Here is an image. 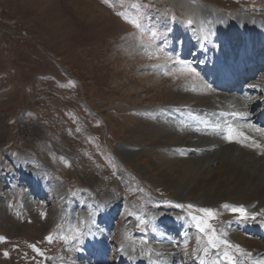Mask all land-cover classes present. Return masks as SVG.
<instances>
[{"label": "rangeland", "instance_id": "obj_1", "mask_svg": "<svg viewBox=\"0 0 264 264\" xmlns=\"http://www.w3.org/2000/svg\"><path fill=\"white\" fill-rule=\"evenodd\" d=\"M178 1L0 0V264H135L133 258L138 264L147 259L200 264L207 236L198 231L197 221L210 225L217 240L236 246L238 239L229 232L234 230L262 243L248 230H236L255 218L241 220L237 213L219 226L216 209L194 202L188 188L178 196L161 185L175 159L168 141L206 135L191 117L180 121L178 130L169 129L177 117L163 106L175 101L177 91L190 89L188 95L199 96L186 104L207 102L225 89L192 90L203 81L205 67L201 78L192 66L202 68L192 58L193 27L183 25ZM195 4L218 9L228 21L243 15L253 22L244 23L253 32L251 51L239 46L237 35L231 44L240 49L233 48L226 65L231 71L234 58L240 69V53L256 60L253 74H263L264 0H190ZM133 19L139 28L126 22ZM224 38L214 39L221 51L230 43ZM166 45L171 49L161 48ZM173 64L181 67H169ZM245 80L234 87L247 88ZM161 127L170 133L157 131ZM189 157L182 155L185 161ZM189 164L194 167L195 160ZM187 174L194 180L191 170ZM200 209H210L214 218ZM178 214L189 223L184 238L181 223L171 220ZM163 215L169 217L162 220ZM77 227L83 232L79 242L65 244L59 238ZM50 234L52 243L46 240ZM244 244L239 252L227 249L239 264L249 259ZM224 250L222 243L210 248L209 264ZM253 258V263L260 260Z\"/></svg>", "mask_w": 264, "mask_h": 264}, {"label": "bare ground", "instance_id": "obj_2", "mask_svg": "<svg viewBox=\"0 0 264 264\" xmlns=\"http://www.w3.org/2000/svg\"><path fill=\"white\" fill-rule=\"evenodd\" d=\"M189 2L190 0H179L176 5L180 8H184V15L181 14V16L185 18L183 25L189 24V21H191L190 24L193 27L192 38L195 43L194 54L197 55L194 58H196L195 60L198 63L197 66H201L202 68L197 69L193 62L192 66L201 78L202 69L205 67L203 81L201 82L200 79V85L198 84L199 86H196L192 90L197 91L198 93L212 94L215 92L214 90H221L223 87H225V89L223 93H215V96L207 102L199 100L197 102L192 101L194 103L189 102L186 104L184 102L190 101L192 98L197 99L196 97L199 96L191 95L190 93V95H188L190 89L186 92L187 94H183V92L179 94L177 91V94L174 96L175 101L163 106L162 111L173 112V118L177 117L170 122L168 126L169 129H177L181 126L180 121L183 122L184 119L187 120V118L191 117L195 124L201 123L205 130L204 134L206 135L198 137L193 134V136L190 135L192 139L191 137H184L185 135H175L176 137L173 138L175 139L173 142L168 141V145L173 143V145L170 146L174 148L172 151L175 159L169 167L167 166L166 169L168 171L163 173L161 179L163 184L161 185H164V187L166 186V188H174L178 192V196H183L184 194L182 191L188 188L187 195L191 194L194 202L205 206H213L216 209L219 214L217 215L219 226L226 224L229 219H233L237 216V213L232 211L233 208L243 207L246 209L248 216L254 217V220L257 221L243 226L236 225V227L238 226V229L236 230L238 232H246V230H248L249 233L251 232L261 239L262 243L258 242V240L256 241L247 237H240L234 232V230H230L229 232L230 234L234 233V236L238 239L236 246H241L245 243L244 245L249 247L248 253H250L251 256L249 257L246 255V257L249 258L246 260L245 258H242L243 262L241 264H254L252 262L254 260L253 255L255 258L264 260V86L262 85L263 83L261 84L264 72L261 74L262 76L259 74L260 76L253 79L252 72L255 69L256 60L248 59L249 56L244 57V55H240V53L239 58L241 57V60L243 58L240 69L236 68L237 64L235 63L236 61H234V58L229 62L233 65L231 71L226 65V61L228 59L230 60L231 56L233 57V55H230L233 48H238L237 46L233 47L231 44V40L234 37L237 38V35L241 42H239L240 45H238L241 46L242 44L243 48H249L251 51L252 39L250 41V38H252L253 32L251 31L250 26L247 25L246 27L244 23L252 24L253 22L249 21V19L243 15H234V21H228L222 16L221 11L212 6H206L203 4L190 6ZM170 4L172 5V3ZM174 14H176V12ZM183 25H181L182 30L180 32L182 35ZM228 35L229 37H227ZM219 36L225 37L224 39L229 38L230 40V43L228 45L226 44L225 49L222 51L217 47L219 44H216L214 41V39ZM262 42H264V40ZM258 44L261 43L258 42ZM207 45L209 46L210 52L206 51ZM161 48L164 50L171 49L167 45L163 47L161 46ZM198 48L201 49L200 55V52L196 54ZM143 49L145 48L143 47ZM147 49L150 50L151 48ZM238 51L239 50H237V53ZM260 53L262 52L260 51ZM203 55H205V57ZM262 56L264 57V55ZM202 59H204L203 63ZM261 62L257 64L260 65ZM205 64L207 65L205 66ZM174 65H176L174 68L179 66L173 64L169 67H173ZM162 67L168 68L167 65ZM160 68L161 67L157 69L150 68L148 73L155 72ZM231 74H235L236 77L233 78ZM148 76H150V74H148ZM244 78H249L251 80H249L250 84L247 88H240L239 91L237 90L239 87L235 88L234 85L238 86L240 80ZM249 81H247V83ZM233 87L235 89H232ZM228 89L231 90H229V95H226ZM256 106L258 107L256 108L257 110L252 112ZM239 120L246 121L245 123H241ZM160 124H163V121L162 123L160 122ZM192 127L193 126H191V129L189 128L191 132L194 131ZM194 127L196 128V126ZM163 128L157 129V131H161L162 134L170 133L169 131H166L168 130L167 128ZM230 128L233 130V139L231 141L225 138L229 134ZM241 133L243 135H240ZM245 137H247V139H244ZM168 139L170 138L168 137ZM256 144L260 145V147L252 146ZM157 147L160 146L157 145ZM195 151L200 154L199 157L195 156ZM183 154L190 157L185 161L182 159ZM177 156L179 158H177ZM192 160H195L194 167L189 164ZM189 170L194 174V180L192 181L187 178V172ZM187 199L190 200L189 198ZM225 205H227V207H225ZM168 217V215H163L162 220L167 219ZM179 219L183 221H179ZM171 220L181 223V226L183 227L181 234L184 238V233L187 231L189 223L179 214L175 215ZM192 223L194 225V222ZM241 249L243 248L241 247ZM132 261L135 264H138V260L135 258H133ZM141 261H143L142 264H150L152 262H149L148 259Z\"/></svg>", "mask_w": 264, "mask_h": 264}, {"label": "snow or ice", "instance_id": "obj_3", "mask_svg": "<svg viewBox=\"0 0 264 264\" xmlns=\"http://www.w3.org/2000/svg\"><path fill=\"white\" fill-rule=\"evenodd\" d=\"M126 22L132 23L133 26L137 28L140 27L139 22L135 19L129 20ZM189 23H191V21H189ZM240 135H243V134L241 133ZM225 138L230 141L233 139V130L231 128L229 129V134ZM244 139H247V137H245ZM252 146L260 147V145L258 144L252 145ZM175 206L183 207L182 205H175ZM188 207H191V206L189 205ZM225 207H227V205H225ZM200 211L203 212L208 218L210 219L214 218V214L210 209H200ZM232 211L234 213H239L241 220H247L248 214L246 212V209H244L243 207L233 208ZM41 215H43V213ZM193 219L195 220L196 218L193 217ZM140 222L143 223V221H140ZM196 228L198 229L199 232L204 233L207 236V246L203 248L202 254L199 256L200 264H209V261L206 258H208L210 255V248H218L221 243L224 245L225 250L220 254L214 255L212 257L211 264H239V262L236 261V259L234 258L233 254L227 250V249H231L235 247V250L239 252L240 249L238 246H234L230 244L228 241L217 240L215 230L211 229L210 225H208L205 221H197ZM82 236H83L82 231L80 230V228L77 227V228H73L68 235H61L59 238L64 240L65 244H67L69 241L79 242ZM46 240L49 243H52L54 240V236L50 234L48 237H46ZM0 242H4L3 237H0ZM197 242L199 243V239ZM145 243L147 242L145 241ZM30 247L38 255H41V256L43 255V253L40 252L39 249H37L34 245H30ZM133 251H135V249H133ZM148 254L151 255V253H148ZM4 255L5 257H7L8 253L5 252ZM157 255H160V254L157 253ZM246 255L249 257L251 256L250 253H247ZM254 264H264V260L255 261Z\"/></svg>", "mask_w": 264, "mask_h": 264}]
</instances>
